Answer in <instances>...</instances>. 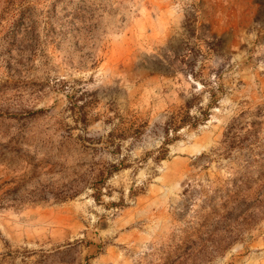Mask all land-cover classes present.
<instances>
[{
    "label": "rangeland",
    "instance_id": "obj_1",
    "mask_svg": "<svg viewBox=\"0 0 264 264\" xmlns=\"http://www.w3.org/2000/svg\"><path fill=\"white\" fill-rule=\"evenodd\" d=\"M0 264H264V0H0Z\"/></svg>",
    "mask_w": 264,
    "mask_h": 264
}]
</instances>
